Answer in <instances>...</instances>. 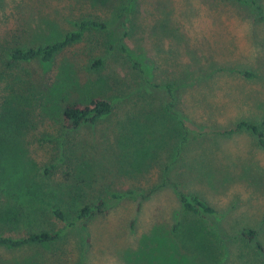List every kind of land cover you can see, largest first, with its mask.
Returning a JSON list of instances; mask_svg holds the SVG:
<instances>
[{"label":"rangeland","instance_id":"374dc122","mask_svg":"<svg viewBox=\"0 0 264 264\" xmlns=\"http://www.w3.org/2000/svg\"><path fill=\"white\" fill-rule=\"evenodd\" d=\"M120 3L0 4V57L6 48L56 40L73 30L77 20L97 17L109 24L113 42L126 50L119 46L108 52L90 32L51 63L23 66L41 88V93L34 92L39 106L29 109L19 148L29 182L21 183L19 203L1 198L0 208L9 204L21 223L2 222L0 231L14 223L12 227L54 229L61 236L45 247L0 249V264H205L182 253L171 237L181 210L173 184L216 210L220 220L215 225L225 237L224 264H263L239 232L244 227L256 230L264 247V151L248 133L217 132L264 116V19L253 21L234 0H131L125 20L114 11ZM94 59L102 61L100 67L91 66ZM132 61L139 64L137 69ZM4 67L1 59L0 72ZM244 70L254 76L244 80L238 75ZM165 84L172 86L174 102L161 87ZM96 96L112 101V114L95 126L64 133L63 106ZM43 136H59L64 145L80 142L88 151L92 147L94 183H84L83 176L65 165L45 174L43 168L53 163L57 151ZM166 165L167 175L162 169ZM73 174L87 201L98 196L108 200L112 193L128 190H135V197L107 201V215L66 227L41 210L60 204L72 216L80 204L73 206L68 192L60 199L55 188L73 190ZM40 189L45 202L39 199L38 207L27 190L39 197Z\"/></svg>","mask_w":264,"mask_h":264},{"label":"trees","instance_id":"16d2710c","mask_svg":"<svg viewBox=\"0 0 264 264\" xmlns=\"http://www.w3.org/2000/svg\"><path fill=\"white\" fill-rule=\"evenodd\" d=\"M100 3L118 2L120 0H97ZM235 3L242 5L246 12L252 17L253 21L256 19H264V5L260 3L261 0H234ZM122 5L115 8L116 14L120 17L124 16L126 20V9L131 3V0H122ZM3 4V0H0ZM114 7V5H113ZM256 23V22H255ZM108 25L100 17L79 19L74 23V29L65 32L60 38L49 41L37 46H11L6 48L4 52L5 57H0L4 62V69L0 72V207H2V197H9L15 202L19 203V196L22 197L23 191L21 183H28L25 174V165L20 161L21 151V136L28 130L27 120L30 117V107L39 103L34 97V92L41 93V88L37 86L33 79L30 70L24 69L23 66L31 64H48L56 57L82 42L86 33L95 34V43L108 52L117 49L120 44H115L112 39V33L109 31ZM124 26V23L122 24ZM117 47V48H115ZM121 47V46H120ZM122 51H126L124 46ZM102 64L100 59H94L91 66L98 68ZM132 68L137 69L139 64L136 61L131 62ZM18 69V70H17ZM4 74L10 76L5 80ZM238 75L248 80L254 75L246 70L239 71ZM157 87V86H156ZM164 89L172 96L170 84L162 85ZM38 88V89H37ZM11 92L8 96L7 94ZM170 102V106H173ZM207 102V101H206ZM209 104V102H207ZM114 110L113 103L110 99L103 96H96L86 102H71L66 103L61 110V130L69 134L80 130L86 126H95L102 120L112 114ZM237 132H244L250 134L254 138L255 145L259 150L264 151V116L257 121L240 120L235 123L233 127L218 131L217 133L223 135H231ZM43 138L51 141L56 149L54 154V161L43 168L45 174L53 173L60 165H65L76 176L77 174L83 176L84 183H94L95 179V165L93 162L92 147L76 144L64 145L61 138L52 136H43ZM164 171L169 170V166H163ZM73 174V176H74ZM72 175V173H71ZM75 177V176H74ZM167 176H165L166 178ZM167 181H170L166 178ZM78 180L75 177V188L70 191H62L61 186H57L55 191L59 193L60 199H63V192H68L66 199L79 207L74 210L72 216H68L59 205L49 204L46 209L41 210L43 215L54 218L60 223H64L66 227H71L76 224L87 225L99 216H105L110 212L109 202H120L123 200L135 197V190H128L125 193H112L108 200L100 196L95 197L93 201H87L84 189L81 190L77 186ZM92 186V185H91ZM175 195L180 203V211L177 214L176 223L171 228V237L178 244L180 251L185 254H194L196 257L202 259L205 264H224V250L223 242L224 235L217 229L215 223L220 220L216 210L203 198L196 194L187 193L183 191L178 184H173ZM44 190L39 191V197L35 194L27 196L30 197L32 203L45 202L43 198ZM151 191L141 195V200H145ZM71 199V200H70ZM61 201V200H60ZM111 203V204H112ZM141 202H138V209ZM39 207V206H38ZM43 207V206H41ZM36 215L35 212H31ZM12 221L15 224H20L9 204L5 205L4 210L0 208V223L5 221ZM264 220V218H263ZM13 223V224H14ZM13 224L6 225L8 229L0 231V249L17 250L25 247L40 246L45 247L56 242L61 234L54 229H35L25 228ZM1 225V224H0ZM2 227V226H1ZM10 227V230H9ZM10 233V234H6ZM240 236L248 243L253 250L259 255L261 262L264 264V247L257 239V231L244 227L239 232Z\"/></svg>","mask_w":264,"mask_h":264}]
</instances>
